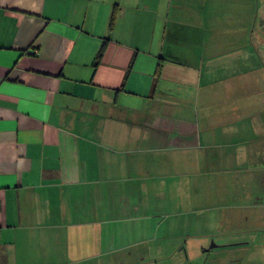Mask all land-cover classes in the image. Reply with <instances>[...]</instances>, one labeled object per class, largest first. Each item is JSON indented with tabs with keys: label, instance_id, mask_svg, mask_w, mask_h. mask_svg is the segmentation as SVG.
<instances>
[{
	"label": "crops",
	"instance_id": "0c3cea01",
	"mask_svg": "<svg viewBox=\"0 0 264 264\" xmlns=\"http://www.w3.org/2000/svg\"><path fill=\"white\" fill-rule=\"evenodd\" d=\"M258 14L264 0H0V264H127L160 200L195 212L169 255L264 264Z\"/></svg>",
	"mask_w": 264,
	"mask_h": 264
},
{
	"label": "rangeland",
	"instance_id": "374dc122",
	"mask_svg": "<svg viewBox=\"0 0 264 264\" xmlns=\"http://www.w3.org/2000/svg\"><path fill=\"white\" fill-rule=\"evenodd\" d=\"M251 28L254 37H257V40L261 42V45H259V48L261 50L260 56L262 61L264 62V17L262 16V14H258L255 23L252 25ZM255 42L257 43V41ZM184 191H188L189 196H192V194L197 191V186L192 184L190 188L188 186V188L184 189ZM189 201L190 200H183L181 204L175 201V204L171 207V209L169 208L170 204H168L166 201H159V209L157 211L158 216L157 214H155L154 218L157 224H159L160 230L157 235H155V240H152L150 242H143L142 244H139L135 247L128 249L125 248L124 250H121V253L125 252V254H127L129 251L132 252V255L130 257L126 256L127 259L132 260H128L127 264H185L183 261H179L172 255H169V253L175 252L176 249L180 246L178 245L177 247L175 245L176 237L178 235H180L182 241L190 239H192L193 241L194 239L192 237H188L185 231L188 230L186 226V224H189L188 220L192 219V217H195V212H192L191 210L190 213V211H188ZM181 208H184L183 211ZM189 208H193V206L190 205ZM174 209L175 211H173ZM187 215H189L188 218ZM197 218L199 217H196V219ZM183 220L185 221V223H183ZM211 242L212 241H208V244H211ZM147 246L152 251V255H154V257H152L148 261L140 259V254L146 250ZM161 251H164V254L168 255L164 258L157 259L159 258L158 254H160L159 252Z\"/></svg>",
	"mask_w": 264,
	"mask_h": 264
}]
</instances>
